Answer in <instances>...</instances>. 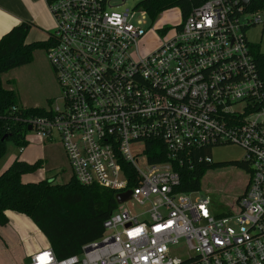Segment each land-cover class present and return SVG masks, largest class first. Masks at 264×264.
<instances>
[{"label":"built area","instance_id":"obj_1","mask_svg":"<svg viewBox=\"0 0 264 264\" xmlns=\"http://www.w3.org/2000/svg\"><path fill=\"white\" fill-rule=\"evenodd\" d=\"M44 1L60 95L46 116L22 122L42 143L58 136L78 184L130 191L123 204L144 211L116 209L79 254L57 259L49 247L24 264H264V103L245 36L264 19L246 11L251 0L201 2L145 56L137 40L148 17L138 20L137 7ZM223 145L244 151L249 174L237 210L218 216L206 196L177 191L174 167L194 149Z\"/></svg>","mask_w":264,"mask_h":264},{"label":"trees","instance_id":"obj_2","mask_svg":"<svg viewBox=\"0 0 264 264\" xmlns=\"http://www.w3.org/2000/svg\"><path fill=\"white\" fill-rule=\"evenodd\" d=\"M205 0H143L136 6L149 20L155 19L163 11L178 7L182 20L186 19L191 9ZM264 9V0H251L246 11L258 12ZM32 23L23 22L12 28L0 39V158L6 152V142L13 141L20 149L27 145V125L22 120L31 117H44L45 108H22L17 105L16 93L5 87L3 75L13 69L28 65L37 50H46L51 45V38L45 41L27 42L26 38ZM257 73L260 78L264 103V54L259 47H252ZM264 107V104H263ZM15 109V110H14ZM3 137H6L4 140ZM210 148H197L183 163L174 168L180 176V193H197L205 173L216 167L230 164L242 169L247 175L249 167L240 163H206L205 157L211 156ZM43 166V160L28 164L19 159L0 174V227L9 223L8 213L23 215L46 238L57 259L80 253L82 246L97 241L103 234V223L117 209L116 192L97 186H82L71 176L66 185H53L51 180L24 182L23 178L31 175ZM245 191V190H244ZM243 196V195H242ZM242 196L236 201L242 199ZM228 214L223 213L218 216Z\"/></svg>","mask_w":264,"mask_h":264},{"label":"rangeland","instance_id":"obj_3","mask_svg":"<svg viewBox=\"0 0 264 264\" xmlns=\"http://www.w3.org/2000/svg\"><path fill=\"white\" fill-rule=\"evenodd\" d=\"M143 0L119 1L121 9H133ZM138 9L136 18L139 20L142 10ZM259 13L264 19V9L254 12ZM248 19L251 16L247 17ZM182 21L178 7L163 11L155 19L145 22L143 26L146 33L137 40L140 55L145 56L153 52L160 40L172 34V29ZM55 23L50 16L46 39L55 31ZM37 31V30H36ZM38 32V31H37ZM40 33V32H38ZM167 33V34H165ZM247 42L253 47H259L264 54V25L254 24L245 31ZM30 39V37H28ZM44 40V41H45ZM11 70V74H4L5 87L13 90L18 96L17 105L22 108H45L47 102L53 101L60 95V89L56 83L54 72L50 66L44 50H37L33 54L32 61L25 65ZM24 67V66H23ZM13 77V78H11ZM10 78V82H7ZM238 109L242 105L237 106ZM50 145H44L35 134L26 135L27 145L23 146V153H19L20 145L13 142H6V152L0 158V174L3 173L15 159H21L28 164L38 160H44L43 166L31 175L23 178L24 182H38L51 180L53 185L66 186L71 182V170L65 158L62 146L57 135L53 136ZM213 163H240L244 160V151L235 145H223L211 149ZM248 182V175L237 166L226 164L216 167L205 173L201 180V187L198 193L191 196H206L210 199L209 207L212 215L218 213L231 214L237 210L236 199L241 197ZM130 210L139 215L144 208L135 206L133 202L118 205L117 211ZM47 240L40 232H37L32 221L23 215H15L9 219L5 227H0V264H24L25 255L30 248L44 250L47 248Z\"/></svg>","mask_w":264,"mask_h":264},{"label":"crops","instance_id":"obj_4","mask_svg":"<svg viewBox=\"0 0 264 264\" xmlns=\"http://www.w3.org/2000/svg\"><path fill=\"white\" fill-rule=\"evenodd\" d=\"M50 16L51 14L44 0H0V39L6 33H8L12 28L18 26L23 22H28V23H32L34 26L30 29L26 41L29 43L36 41H44L46 39V35H45L47 31L46 27L48 25ZM36 30L40 33H38ZM28 37H30V39H28ZM25 67L26 66L24 67L22 66V68ZM11 72L12 71L8 72L7 74H11ZM5 79L6 78L3 79L4 83L6 82ZM7 82H10V78L8 79ZM43 144L50 145L52 143L46 142ZM15 215L17 214L14 213L7 214L9 219ZM36 230L37 232H40L37 227ZM46 246L47 248L50 247L48 242ZM39 249L40 247L35 249L33 248L28 249V253L25 255L24 262L27 260L29 256L40 251Z\"/></svg>","mask_w":264,"mask_h":264},{"label":"water","instance_id":"obj_5","mask_svg":"<svg viewBox=\"0 0 264 264\" xmlns=\"http://www.w3.org/2000/svg\"><path fill=\"white\" fill-rule=\"evenodd\" d=\"M240 1L242 2L243 6H246L248 4V0H240ZM27 131L28 132L31 131V127L30 126L27 127ZM5 138L6 137H3L2 140H4ZM130 195H131V192L130 191H127V192H125L123 194H117V195H115L116 204L117 205H121V204L127 202L130 199ZM24 263H29V260H26Z\"/></svg>","mask_w":264,"mask_h":264}]
</instances>
